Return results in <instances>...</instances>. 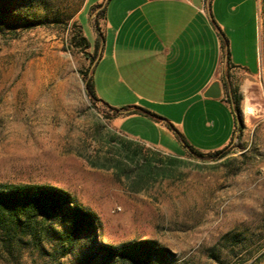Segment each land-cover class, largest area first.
I'll use <instances>...</instances> for the list:
<instances>
[{"label":"rangeland","instance_id":"1","mask_svg":"<svg viewBox=\"0 0 264 264\" xmlns=\"http://www.w3.org/2000/svg\"><path fill=\"white\" fill-rule=\"evenodd\" d=\"M83 2L49 0L42 12L32 9L48 24L0 34V182L63 188L99 216V241L152 239L169 248L172 264H264V0H258L260 73L238 104L243 127L231 139L237 114L221 116L214 134L196 133L191 144L220 149L218 139L228 134L223 157L187 152L173 163L124 137L115 127L124 128L85 95L89 62L70 41ZM78 20L92 53V23L86 14ZM129 148L137 150L135 161ZM228 232L245 236V246L217 263L210 253ZM72 261L26 249L0 264Z\"/></svg>","mask_w":264,"mask_h":264},{"label":"crops","instance_id":"2","mask_svg":"<svg viewBox=\"0 0 264 264\" xmlns=\"http://www.w3.org/2000/svg\"><path fill=\"white\" fill-rule=\"evenodd\" d=\"M97 5L103 13L92 68L95 92L113 107L148 111L122 114L112 122L124 128L115 127L130 141L168 157L187 153L175 130L189 144L196 133L214 134L221 116L235 112L233 96L239 104L241 91L260 73L258 0H84L77 24L83 14L91 24ZM222 36L230 51L228 69ZM215 81L217 98L207 95ZM228 136L219 138L217 146L225 147ZM199 146L201 152L218 150Z\"/></svg>","mask_w":264,"mask_h":264},{"label":"trees","instance_id":"3","mask_svg":"<svg viewBox=\"0 0 264 264\" xmlns=\"http://www.w3.org/2000/svg\"><path fill=\"white\" fill-rule=\"evenodd\" d=\"M49 0H0V34L14 37L20 30L36 25L48 24L45 16L34 15L32 9L42 12ZM100 7L95 6L93 9ZM103 13L100 7L92 16L91 23L97 35L93 52L83 34L80 25L73 23L70 41L88 60L89 66L84 71L85 95L92 106L106 119L130 113L145 114L148 111L139 106L116 108L99 98L95 92L92 68L99 56L100 31L98 19ZM70 18V17H68ZM59 23L58 20H53ZM66 23V22H65ZM221 47L225 54L228 69L230 51L228 41L221 37ZM233 109L237 114L234 119L233 138L243 127L238 111L237 97L233 96ZM182 146L197 158L223 157L226 146L212 151L201 152L175 130ZM130 149V148H129ZM136 149H130L127 155L135 161ZM146 159V158H145ZM168 157L169 163L178 161ZM99 216L91 209L78 203L68 191L55 185L31 182H0V259L12 260L20 257L26 249L50 254L55 260L72 255V264H172V252L152 239L134 240L122 245H112L98 240ZM85 242H82V239ZM222 245L210 253L217 262L229 254L244 248L245 236L228 232L221 237ZM220 240V241H221ZM221 244V242H219Z\"/></svg>","mask_w":264,"mask_h":264},{"label":"water","instance_id":"4","mask_svg":"<svg viewBox=\"0 0 264 264\" xmlns=\"http://www.w3.org/2000/svg\"><path fill=\"white\" fill-rule=\"evenodd\" d=\"M210 97L217 98L220 95V87L217 81L213 82L207 92Z\"/></svg>","mask_w":264,"mask_h":264}]
</instances>
